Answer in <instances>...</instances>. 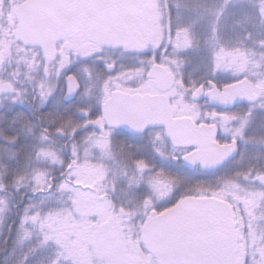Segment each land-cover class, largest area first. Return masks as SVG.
<instances>
[{
    "label": "snow or ice",
    "instance_id": "obj_1",
    "mask_svg": "<svg viewBox=\"0 0 264 264\" xmlns=\"http://www.w3.org/2000/svg\"><path fill=\"white\" fill-rule=\"evenodd\" d=\"M0 264H264V0H0Z\"/></svg>",
    "mask_w": 264,
    "mask_h": 264
}]
</instances>
